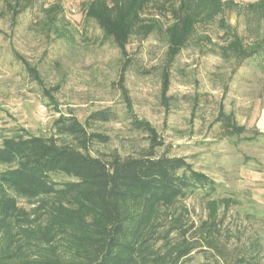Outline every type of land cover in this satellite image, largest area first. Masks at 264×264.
<instances>
[{
    "label": "rangeland",
    "instance_id": "1",
    "mask_svg": "<svg viewBox=\"0 0 264 264\" xmlns=\"http://www.w3.org/2000/svg\"><path fill=\"white\" fill-rule=\"evenodd\" d=\"M126 1L0 0V132L23 127L49 136L61 113L85 121L109 107L119 117L94 125L110 136L98 148L126 153L148 144L147 133L131 126L134 118L145 120L164 141L162 150L185 157L220 183L211 197L197 192L179 202L191 219L245 225L264 242V61H236L226 51L235 38L248 50L264 44V0L150 1L142 19L156 21L161 31L132 38L128 50L136 63L126 73L129 94H122L120 51L87 11L93 4ZM15 7L21 8L18 16ZM198 12L204 20L178 55L169 91L162 94L171 27ZM17 53L38 69L42 83L28 75ZM223 113L227 121L220 119Z\"/></svg>",
    "mask_w": 264,
    "mask_h": 264
},
{
    "label": "trees",
    "instance_id": "2",
    "mask_svg": "<svg viewBox=\"0 0 264 264\" xmlns=\"http://www.w3.org/2000/svg\"><path fill=\"white\" fill-rule=\"evenodd\" d=\"M150 1L97 3L87 11L120 51L122 94H129L126 73L136 63L128 50L132 38L147 39L161 31L156 21L142 19ZM19 11L15 7L14 16ZM182 18L170 30L162 94L169 91L178 55L204 20L199 12ZM228 50L236 61H264V44L248 50L235 38ZM15 55L28 75L42 83L38 69ZM127 109L133 113L131 103ZM118 117L109 107L91 112L85 121L74 112L61 113L49 136L23 127L3 128L0 264H264V242L257 230L191 219L179 202L197 192L211 197L220 183L185 157L162 150L164 141L149 122L131 121L134 130L147 133L146 146L126 153L98 148L110 136L94 125ZM228 117L223 113L220 119Z\"/></svg>",
    "mask_w": 264,
    "mask_h": 264
}]
</instances>
